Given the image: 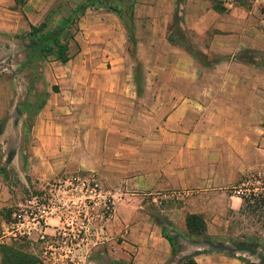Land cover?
<instances>
[{"label":"rangeland","instance_id":"obj_1","mask_svg":"<svg viewBox=\"0 0 264 264\" xmlns=\"http://www.w3.org/2000/svg\"><path fill=\"white\" fill-rule=\"evenodd\" d=\"M77 1L0 0V239L16 230L11 239L28 241L43 264H142L147 248L162 264L211 250L264 264V151H250L231 177V151L209 149L211 133L164 127L175 104L165 95L173 87L159 83L178 55L162 35L173 27L172 0H134L133 40L115 13L90 7L71 28L66 62L29 57L28 25L52 27ZM236 1L256 4L264 20V0ZM214 33H186L189 48L211 49ZM79 175L104 198L60 206L65 180ZM241 195L251 196L243 208ZM42 204L45 223L33 218ZM187 212L202 214L204 236L186 237ZM69 216L82 227H66ZM163 235L175 239L174 252Z\"/></svg>","mask_w":264,"mask_h":264},{"label":"crops","instance_id":"obj_2","mask_svg":"<svg viewBox=\"0 0 264 264\" xmlns=\"http://www.w3.org/2000/svg\"><path fill=\"white\" fill-rule=\"evenodd\" d=\"M221 1L225 7L223 12L214 11L211 0L171 1L172 21L176 24L174 37L180 44L169 43L166 38L170 31L163 30L168 44L178 46V55L171 60L174 74L159 79V83L173 87L165 90V95L175 101L163 122L169 129L167 132L175 135L211 133L209 149L231 151L232 177L245 170L250 151H264V62L261 61L264 49H258L263 35L258 28L262 17L256 4ZM208 30L215 31L209 40L210 48L216 49L189 48L186 33L200 37ZM239 32L241 34H237ZM200 54L215 59L203 62ZM185 102L198 108L187 109L183 106ZM227 124L237 127L229 131L221 129ZM147 250L150 256L142 264L164 262L151 248ZM195 250L198 251V247ZM193 258L198 264H246L236 255L213 250L197 252Z\"/></svg>","mask_w":264,"mask_h":264},{"label":"trees","instance_id":"obj_3","mask_svg":"<svg viewBox=\"0 0 264 264\" xmlns=\"http://www.w3.org/2000/svg\"><path fill=\"white\" fill-rule=\"evenodd\" d=\"M122 0H78L75 5L68 10V12L60 18L52 27L48 26V21L43 19L37 25L29 24L28 30L25 32V37L28 39L29 57L34 56L38 59L51 57L59 62H66L69 59L68 45L73 40L72 26L76 23L79 17L88 8L103 7L115 13L123 22L127 38L134 39L133 32V4L134 0H126L123 4L124 11H122L120 2ZM211 8L216 12L225 11V7L221 0H211ZM175 22H173V25ZM176 24L172 31L167 35L169 43L180 44L175 39L174 31ZM0 174L5 176V167L0 165ZM241 198V208L248 206L251 196ZM184 227L186 237L190 239L199 238L205 235L206 224L201 213L187 212L184 215ZM163 238L170 246L171 252H174L175 239L171 236L163 235ZM28 241L23 239H11L0 242V264H43L37 256L26 249ZM238 249H244L241 244H236ZM249 251L253 249H247ZM260 261H264V254H259ZM241 261L242 258L238 257ZM246 264H255L244 261ZM129 264H132L129 261ZM181 264H198L193 255L187 256L183 259Z\"/></svg>","mask_w":264,"mask_h":264},{"label":"built area","instance_id":"obj_4","mask_svg":"<svg viewBox=\"0 0 264 264\" xmlns=\"http://www.w3.org/2000/svg\"><path fill=\"white\" fill-rule=\"evenodd\" d=\"M262 21H264L262 19ZM264 26V22H263ZM65 188H63V191L65 192L66 196L62 199L60 206L67 205L68 203L70 204H76L78 202H83L85 203L92 200L96 196H101L104 198L105 192L101 188L100 185H98L92 177L88 176H71L68 179L65 180L64 182ZM60 188V185L58 186ZM77 192V193H76ZM114 197L110 195V204L114 203ZM47 200H51L50 198H47ZM49 212L48 206H45L44 204L40 205L38 209V213L34 214V219L36 222H38V218H42L43 222L44 221V215H46ZM75 217L74 216H69L66 217L64 220L65 226L72 229L73 226L77 229H80L82 227L81 224H76L74 223ZM78 231V230H77ZM18 231L17 233H19ZM16 235V230H14L13 237ZM9 237V238H13Z\"/></svg>","mask_w":264,"mask_h":264}]
</instances>
